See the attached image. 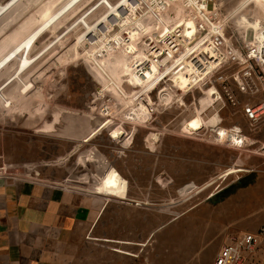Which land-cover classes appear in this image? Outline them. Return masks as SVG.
<instances>
[{"label": "rangeland", "instance_id": "rangeland-1", "mask_svg": "<svg viewBox=\"0 0 264 264\" xmlns=\"http://www.w3.org/2000/svg\"><path fill=\"white\" fill-rule=\"evenodd\" d=\"M125 1L0 0V177L99 200L75 264H213L232 234L264 226V117L244 113L264 92L238 89L233 76L246 64L227 60L192 85L169 76L151 93L132 70L141 50L97 62L94 30L124 24L113 13L131 14ZM210 8L237 43L248 24L264 22V0ZM189 15L177 2L165 17ZM149 25L136 37L141 48L161 40L156 21ZM182 25L195 35L194 20ZM248 176L250 184L211 202Z\"/></svg>", "mask_w": 264, "mask_h": 264}, {"label": "built area", "instance_id": "built-area-1", "mask_svg": "<svg viewBox=\"0 0 264 264\" xmlns=\"http://www.w3.org/2000/svg\"><path fill=\"white\" fill-rule=\"evenodd\" d=\"M212 1L136 0L133 6L127 0L122 6L131 14L122 18L123 14L115 10L113 14L119 20L124 19V24L116 29L108 24L104 31L94 30L96 35L90 42V56L97 62H103L123 50L128 56H134V52L141 50V57L137 54L132 70L138 76L147 78L146 87H142L149 93L169 76L174 79L184 76L187 85H192L204 75L203 70L210 72L224 60L246 64L233 76L238 89L247 93L250 89L264 92V87L255 90L250 86V83H264V22L260 23L259 28L248 24L240 43H237L227 32L226 25L215 19V8H210ZM177 2L183 3L190 13L189 17L183 19L195 21V35L187 33L182 25L183 19L176 23L166 21L170 6ZM149 19H154L158 24L156 31L161 40L148 38L143 49L135 40L150 29ZM249 28L253 29L250 40L247 39ZM148 71L152 74L150 78L146 76ZM244 113L249 120L264 117V100L245 104ZM213 264H264V226L258 231L232 234L216 254Z\"/></svg>", "mask_w": 264, "mask_h": 264}, {"label": "crops", "instance_id": "crops-1", "mask_svg": "<svg viewBox=\"0 0 264 264\" xmlns=\"http://www.w3.org/2000/svg\"><path fill=\"white\" fill-rule=\"evenodd\" d=\"M98 205L63 184L0 177V264H75Z\"/></svg>", "mask_w": 264, "mask_h": 264}, {"label": "water", "instance_id": "water-1", "mask_svg": "<svg viewBox=\"0 0 264 264\" xmlns=\"http://www.w3.org/2000/svg\"><path fill=\"white\" fill-rule=\"evenodd\" d=\"M250 177H252V176H248V177H246V178H250ZM243 180H244V178L241 179V180L239 181V183H242ZM232 186H233V185H232ZM232 186L225 187V188L219 190L217 193L213 194V195L210 197L211 202H213V203H217V202L223 200L224 198H226L227 196H229V195L232 193V191H231Z\"/></svg>", "mask_w": 264, "mask_h": 264}, {"label": "flooded vegetation", "instance_id": "flooded-vegetation-1", "mask_svg": "<svg viewBox=\"0 0 264 264\" xmlns=\"http://www.w3.org/2000/svg\"><path fill=\"white\" fill-rule=\"evenodd\" d=\"M252 179H253V176L250 177V178H244V180L242 181V183H239V184H237V185L232 186V189H231L232 193H233L235 190L239 189V186H241V185H246V184H250V182L252 181ZM232 193H231V194H232Z\"/></svg>", "mask_w": 264, "mask_h": 264}, {"label": "bare ground", "instance_id": "bare-ground-1", "mask_svg": "<svg viewBox=\"0 0 264 264\" xmlns=\"http://www.w3.org/2000/svg\"><path fill=\"white\" fill-rule=\"evenodd\" d=\"M239 141V140H238Z\"/></svg>", "mask_w": 264, "mask_h": 264}]
</instances>
